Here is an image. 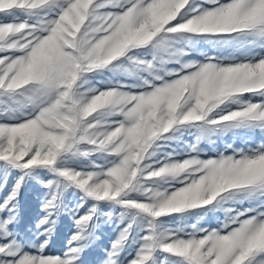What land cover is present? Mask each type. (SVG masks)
Here are the masks:
<instances>
[{
	"label": "snow or ice",
	"instance_id": "snow-or-ice-1",
	"mask_svg": "<svg viewBox=\"0 0 264 264\" xmlns=\"http://www.w3.org/2000/svg\"><path fill=\"white\" fill-rule=\"evenodd\" d=\"M206 2L214 7L195 6L194 0H0V14L24 11L36 18L31 24L27 21L0 24V52L21 53L0 56V111L6 114L18 107L31 106L34 112L19 123L0 122V161L25 173L51 168L96 201L121 202L151 217L150 234L142 237L143 247L128 264H150L157 249L181 257L188 264H264V213L246 219H240L245 213H238L224 225L225 231L201 229L206 233L202 237L193 234L184 239L157 232V220L161 217L212 205L233 191L264 189V150H257L252 156L221 154L217 159L201 160L197 155L183 161L154 162L159 167L146 165L145 160L151 157L146 156L139 164L142 171L135 176L132 174L137 167L135 152L124 151L125 147L143 144L148 153H156L153 149L154 145L158 147V140L171 138L170 132L186 125L208 133L228 123L264 122V103L251 102L209 119L230 98L239 102L238 97L247 93L264 96V58L227 65L215 58L206 63H186L172 81L153 73L154 79L161 83L145 81L151 90L139 94L90 89L92 95L85 98L77 93L80 83H87L82 80L86 74L114 64L140 46L153 44V59L129 57L133 67L125 71L130 75L139 71L150 73L153 65L163 67L174 60L179 62L185 53L171 46L177 37L240 34L264 38V0ZM190 5L193 15L185 11ZM108 8L120 11H101ZM208 20L221 26L215 30L198 27ZM116 113L124 119L112 121L114 127L101 130L106 117ZM82 144L119 157L102 174L105 178H99L97 173L56 168L64 153L90 156V150H81ZM191 152H198L195 145L191 146ZM150 173L158 174L150 176ZM181 176L178 182L182 186L170 193L141 185V180L159 185ZM24 179L25 176L19 178L12 193L0 204V235L5 238L12 235L9 226L18 214L17 197ZM53 184V181L45 184L51 190L50 198L44 208L46 215L37 224V228L43 227L41 235L47 234L49 239L55 218L64 210L58 184L55 189ZM125 184L129 187H124ZM137 186L140 187L136 192L146 196V201L123 199ZM181 200L186 206L180 211L156 215L161 208ZM72 212L78 231L70 244L87 242L99 210L94 206L83 216H79L78 209ZM130 228L131 225L123 229L113 241L106 264H120ZM49 239L38 246L40 254L35 256L21 255L23 246L15 240L0 244V255L19 257L0 259V264H74L85 246L71 247L65 254L67 259L44 256Z\"/></svg>",
	"mask_w": 264,
	"mask_h": 264
},
{
	"label": "rangeland",
	"instance_id": "rangeland-1",
	"mask_svg": "<svg viewBox=\"0 0 264 264\" xmlns=\"http://www.w3.org/2000/svg\"><path fill=\"white\" fill-rule=\"evenodd\" d=\"M228 2L230 0H220L222 4ZM194 4L195 6L202 5L204 9L214 7L206 0H194ZM192 7L193 5H190L185 10L189 15L194 14L191 11ZM101 11L117 12L120 10L108 8ZM35 20V17H31L24 11L0 14V24L23 21L31 24ZM189 36L190 39L177 37L175 43L171 45L185 53L179 57V62L174 60L163 65V67L157 65L159 70L156 73L161 75L164 80H174L176 74L181 73L186 63H206L209 59L215 58V60L227 65L233 62H255L264 58V38L259 36L240 34H189ZM154 53L153 44L140 46L131 50L124 58L114 62V64L86 74L82 80L86 79L87 83H80V87L77 89L78 97L87 98L92 95L90 89L98 91L118 89L126 94H139L151 90L145 85V81H148L149 84L161 83V81L154 79L153 73L139 71L130 75L125 69L133 67L129 57L151 61ZM20 54L17 51L0 52V56ZM170 73L171 75H169ZM236 100L237 98L227 100L220 108L214 110L209 119L216 118L218 114L241 108L245 106L246 102L264 103V96L247 93L238 97L239 102ZM30 115H34L31 106L18 107L15 111H9L6 114L0 111V122L19 123L28 119ZM123 119L124 117L119 113L110 115L106 117L101 130H108L114 127L112 121H122ZM168 136L171 138L157 141L158 147L154 145L153 149L156 151V155L145 160L146 165L151 163L154 167H159V164L154 162H163L166 159L183 161L189 156L197 155L201 160L217 159L221 154L224 156L236 155L237 157L241 154L252 156L256 154L257 150H264L261 148L264 146V122L260 121L248 120L228 123L218 126L214 131L208 133H203L197 127L186 125L178 130L174 129ZM192 145L197 147L198 152H191ZM80 147L82 151L90 150L92 154L84 156L75 152L64 153L58 159L56 168H69L84 174L97 173L102 179L105 178L102 174L119 161L118 156L109 155L105 150L97 151L86 144H82ZM21 176H25V179L17 197L18 214L15 221L9 226L12 235L6 238L0 235V244H9L15 240L23 246L21 255L24 253L33 256L40 254L38 246L49 237L47 234L41 235L43 227L37 228V224L46 215L44 208L50 198L51 190L45 187V184L53 181L54 189L58 184L64 210L60 212L58 218H55L56 222L49 243L44 249V256L67 259L65 254L69 252L71 247L84 244L83 251L74 264H106L113 241H116L123 229L128 228L129 225H131L130 236L120 254V264H128L129 260L139 254L145 243L142 237L150 234L149 220L152 218L148 217L147 214L139 212V210L129 209L121 202L96 201L94 198L88 197L82 189L66 178L59 177L57 172L51 168L41 167L25 173L4 161H0V204L12 193ZM182 178L183 176L169 178L168 183L159 185H154L151 181L141 180V185L170 193L182 186L178 182ZM123 199L146 201L147 197L140 192L133 191L129 197ZM81 204L83 207H80ZM94 206L98 208L100 215L91 229L92 236L87 242L70 244L73 235L78 231L72 210L78 209L79 216H83ZM238 213H245V216L240 217V219L255 217L259 213H264V189L255 192L250 190L233 191L230 194H225V199H218L212 205L161 217L157 220V232H163L169 236L175 234L177 238L184 239L191 238L193 234L202 237L206 233L200 231L201 229L208 230V232L214 229L225 231L224 225L229 223L232 217ZM105 214H110V216ZM154 257L155 260L150 264H188L185 259L169 254L162 249H157ZM18 258L0 255V259L15 260ZM250 264H254V262H250Z\"/></svg>",
	"mask_w": 264,
	"mask_h": 264
},
{
	"label": "clouds",
	"instance_id": "clouds-1",
	"mask_svg": "<svg viewBox=\"0 0 264 264\" xmlns=\"http://www.w3.org/2000/svg\"><path fill=\"white\" fill-rule=\"evenodd\" d=\"M220 26L221 25L219 22L213 21V20H208V21L198 25V27L202 30H215V29H218ZM186 27H190V26H186ZM158 70L159 69L157 68V66L153 65L149 71H150V73H155ZM97 99L99 100L100 98H97ZM94 107L95 106H93V108L89 109L90 113L92 110H94ZM149 147H151V145H149ZM124 151L125 152H129V151L135 152L136 159L134 160V163L137 164V167L135 169H133V173H132L133 176H135L138 171H142V169L139 168V164L143 162V160L146 158V156L150 157V156H154L156 154L155 152L148 153L147 149L144 148L143 144H136V145L132 146L131 148L125 147ZM163 171L164 170H161V172H163ZM157 174L158 173H150L149 175L151 176V175H157ZM124 187H129V185L125 184ZM139 187L140 186L134 187L131 190L132 191H138ZM185 206H186V204H185L184 200L177 201L175 203H171V204L167 205L164 208H161L156 213V215L158 216L164 212H177V211H180V209L185 207ZM187 206H191V205H187Z\"/></svg>",
	"mask_w": 264,
	"mask_h": 264
}]
</instances>
